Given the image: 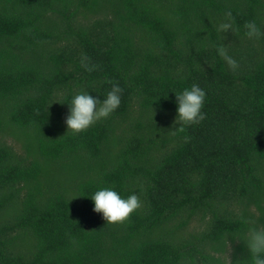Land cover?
<instances>
[{
  "label": "trees",
  "instance_id": "trees-1",
  "mask_svg": "<svg viewBox=\"0 0 264 264\" xmlns=\"http://www.w3.org/2000/svg\"><path fill=\"white\" fill-rule=\"evenodd\" d=\"M246 20L264 30V0H0V264H251L264 37H247ZM110 81L119 107L67 130L54 100L103 96ZM193 83L206 115L181 130L173 91ZM101 186L136 191L141 207L106 223L87 196Z\"/></svg>",
  "mask_w": 264,
  "mask_h": 264
},
{
  "label": "clouds",
  "instance_id": "clouds-1",
  "mask_svg": "<svg viewBox=\"0 0 264 264\" xmlns=\"http://www.w3.org/2000/svg\"><path fill=\"white\" fill-rule=\"evenodd\" d=\"M225 19L217 24V31L220 32L225 41L229 30L233 31L232 12L224 13ZM245 35L249 38L264 37L262 30L255 20L244 22ZM216 53L223 59L229 69L235 71L238 61L229 54L226 43L215 45ZM86 57L81 58L82 66L86 71H92L96 66L91 67L85 63ZM110 88L103 94H93V91L81 89L74 92L68 99H57L54 101L67 102L68 110L64 117V124L67 130L79 133L86 130L97 121L107 118L121 103L122 87L117 82H109ZM175 93L174 103L176 105L173 124L183 130L184 126L198 124L205 118L206 113L201 109L204 105L206 92L198 84L193 83ZM92 203V211L99 213L106 223H123L130 214L141 207L140 196L132 191L127 196L121 195L113 186H101L87 195ZM75 197V196H73ZM72 197V198H73ZM251 264H264V230L249 229L247 243Z\"/></svg>",
  "mask_w": 264,
  "mask_h": 264
}]
</instances>
